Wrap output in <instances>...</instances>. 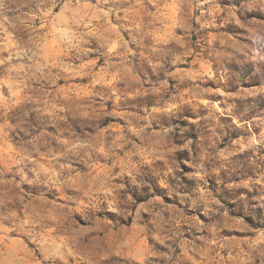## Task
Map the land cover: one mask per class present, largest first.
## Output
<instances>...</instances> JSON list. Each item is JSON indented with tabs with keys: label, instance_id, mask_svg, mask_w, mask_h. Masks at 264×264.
I'll return each mask as SVG.
<instances>
[{
	"label": "rangeland",
	"instance_id": "1",
	"mask_svg": "<svg viewBox=\"0 0 264 264\" xmlns=\"http://www.w3.org/2000/svg\"><path fill=\"white\" fill-rule=\"evenodd\" d=\"M0 264H264V0H0Z\"/></svg>",
	"mask_w": 264,
	"mask_h": 264
}]
</instances>
